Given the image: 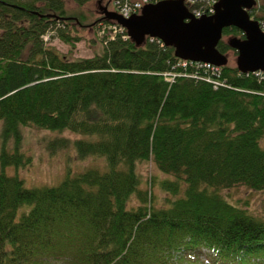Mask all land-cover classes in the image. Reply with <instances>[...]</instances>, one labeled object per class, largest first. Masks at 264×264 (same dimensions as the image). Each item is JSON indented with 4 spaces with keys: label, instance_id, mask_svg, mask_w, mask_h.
Returning a JSON list of instances; mask_svg holds the SVG:
<instances>
[{
    "label": "trees",
    "instance_id": "trees-1",
    "mask_svg": "<svg viewBox=\"0 0 264 264\" xmlns=\"http://www.w3.org/2000/svg\"><path fill=\"white\" fill-rule=\"evenodd\" d=\"M93 1L0 0V264H264V221L223 195L264 194V78L184 66L160 40L138 47L126 32L92 58L46 46L53 33L75 48ZM251 16L264 19V0ZM24 128L76 134L49 151L104 163L28 188L8 173L34 163ZM150 162L166 178L145 187Z\"/></svg>",
    "mask_w": 264,
    "mask_h": 264
},
{
    "label": "water",
    "instance_id": "water-1",
    "mask_svg": "<svg viewBox=\"0 0 264 264\" xmlns=\"http://www.w3.org/2000/svg\"><path fill=\"white\" fill-rule=\"evenodd\" d=\"M256 0H218L214 13L196 17L185 0H166L150 4L140 15L126 19L101 8L105 19L116 22L126 30L138 47L148 38L159 39L164 46L173 48L175 56L184 61L205 63L215 67L228 66V57L218 49L224 30L237 28L244 38L231 37L229 47L238 54L236 67L243 73H264V32L250 11Z\"/></svg>",
    "mask_w": 264,
    "mask_h": 264
},
{
    "label": "rangeland",
    "instance_id": "rangeland-1",
    "mask_svg": "<svg viewBox=\"0 0 264 264\" xmlns=\"http://www.w3.org/2000/svg\"><path fill=\"white\" fill-rule=\"evenodd\" d=\"M108 0H94L93 2L87 4L81 12L85 14L84 24L82 27L78 28V31L82 37V41L78 43L75 48L72 49L71 46L62 42L59 38H53V33H49L44 36L46 46L56 49L58 52L68 55L73 59H83V58H92L96 54H100L103 51V39L108 35L109 37H114V32L110 31V27L106 28L104 26H95L96 21L103 15L102 9L107 6ZM117 1H114L109 11H116ZM138 0H130L131 4L136 3ZM69 9L75 11L77 7L73 4L72 1L68 4ZM76 7V8H75ZM105 32H102V29ZM110 33V34H109ZM231 37L238 36H226L223 37L225 43L229 41ZM150 39V38H149ZM228 59V66L236 67V61L238 54L234 50H229L225 54ZM227 67V66H226ZM224 67H222L223 69ZM172 79V78H169ZM2 123H0L1 131ZM24 145L25 152L33 157V165L28 169H20L8 171L9 174L18 176L24 180L26 187L28 188H41L45 186H56L63 182L69 170L73 175L79 174L82 171L86 170L85 168L90 167L91 165L97 164L103 165V161L99 160V157H91V159L80 160L77 157V151L72 146L66 150H60L57 153L53 154L49 151L47 144L52 139L64 138L69 141H75L79 139V136L72 134L71 132H52L44 131L34 128H24ZM0 150H1V141H0ZM70 151L68 155V152ZM66 155H68L66 157ZM96 167V166H95ZM1 171V168H0ZM139 172L142 175L145 187H148L151 179L154 178L157 181L160 179H165L166 176L161 174L153 163H143L140 164ZM155 198L158 203H161L165 198V194L160 190L159 187H155L153 190ZM223 195L230 198L231 201L237 202L243 208H246L253 216L258 217L264 221V194L259 191H253L243 186L235 187L230 190L223 191ZM228 200L230 203L234 204ZM23 210L19 212L18 218H20Z\"/></svg>",
    "mask_w": 264,
    "mask_h": 264
},
{
    "label": "built area",
    "instance_id": "built-area-1",
    "mask_svg": "<svg viewBox=\"0 0 264 264\" xmlns=\"http://www.w3.org/2000/svg\"><path fill=\"white\" fill-rule=\"evenodd\" d=\"M198 0H187V4L189 5V7L191 8V11L196 15V17H202L204 15H211L214 13V5L216 4L217 0H206L205 2H198L201 3V7L200 8H193L195 4H197ZM153 3L152 0H138L136 3L131 4L130 0H118L117 4H116V11L124 18L129 19L131 18L133 15H137L141 12L142 8L145 5L151 4ZM204 4V5H203ZM261 26H262V30L264 31V21H261ZM114 34H118V32H123L124 29L122 27L119 26H113L110 28ZM188 63L194 64L192 62L189 61H183V65L187 66ZM198 66H200L201 68L205 69L206 71H210L215 75H220V73L222 72V69L219 67H215L212 66L210 64H205V63H198ZM242 74V73H241ZM255 75L257 77H260L261 79L264 78V74L262 72H256V73H249V74H245V75ZM244 75V74H242ZM168 80H172V79H168Z\"/></svg>",
    "mask_w": 264,
    "mask_h": 264
},
{
    "label": "bare ground",
    "instance_id": "bare-ground-1",
    "mask_svg": "<svg viewBox=\"0 0 264 264\" xmlns=\"http://www.w3.org/2000/svg\"><path fill=\"white\" fill-rule=\"evenodd\" d=\"M113 1H116V0H113ZM192 63H194V62H192ZM194 64H198V63H194ZM219 68H221V67H219ZM222 69V68H221ZM24 151H25V148H24Z\"/></svg>",
    "mask_w": 264,
    "mask_h": 264
}]
</instances>
